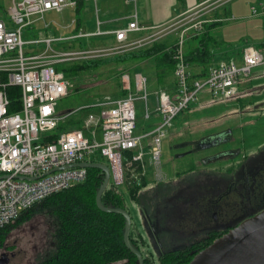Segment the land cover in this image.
Here are the masks:
<instances>
[{"label":"built area","instance_id":"obj_1","mask_svg":"<svg viewBox=\"0 0 264 264\" xmlns=\"http://www.w3.org/2000/svg\"><path fill=\"white\" fill-rule=\"evenodd\" d=\"M228 1L208 0L180 18L191 15L194 23L182 30L178 43L166 49L174 64L170 71L175 76V85L169 84L165 74H161V67L156 66L164 88L156 93L155 113L160 115L161 122L153 130L143 135L135 134L137 101L145 105V118L149 120L152 116L148 78L141 72L134 75L124 72L121 81L122 89L127 93L125 97L108 99L89 107V116L83 120L82 128L62 132L53 142H47L46 137L53 135L67 117L58 114V102L68 96L71 83L58 70L59 65L91 60L109 53L124 54L156 39L149 37L129 42V34L146 30L135 16L126 27L106 33L81 32L69 37L74 40L113 35L115 44L112 47L56 51L53 43L65 38L47 36L26 42L24 30L35 21L44 20L49 12L62 13L77 0H13L9 9L12 24L0 21V229L50 195L85 181L88 169L74 165L94 162L89 160L92 156L107 158L112 181L122 186L127 174L134 172L136 167L145 170V149L149 147L154 180L167 182L169 177L163 169L162 142L175 118L188 110L205 89L215 99L236 97L238 83L249 78L255 68L264 65V53L248 45L243 49L240 62L235 59L221 61L210 68L206 78H193L185 56L186 33L190 28L201 31L208 21H199V14L214 12ZM251 11L258 16L264 13V5L252 6ZM40 43L46 44L44 51L25 54L26 44ZM10 86L22 90V109L18 112H8L7 88ZM129 151L133 152L130 158L125 155Z\"/></svg>","mask_w":264,"mask_h":264},{"label":"rangeland","instance_id":"obj_2","mask_svg":"<svg viewBox=\"0 0 264 264\" xmlns=\"http://www.w3.org/2000/svg\"><path fill=\"white\" fill-rule=\"evenodd\" d=\"M259 4L264 5V0H229L225 5L215 10L216 12H219L221 16L222 13L226 16L224 12L231 17L234 16L232 22L218 26L210 35L213 43L210 46L216 48V57L219 56V54L225 53L228 55V58H230L231 55H234L239 51L243 54L242 48L246 45V42L248 40H253L254 38H258V40L261 38V42H264L263 34H261L262 36L260 35L264 29V18H261V20H253L254 17L252 16L251 11L252 6H258ZM10 7L11 4L8 2H6L3 7H0V16L9 25L12 24L9 16ZM95 17L96 13L94 19ZM35 18H33V20ZM73 19L81 20L82 16L78 15V13L75 12V8L72 7L65 9L62 13L56 11L49 12L45 15L44 20L25 28L23 39L28 42L47 36L65 38L64 41L53 43V49L56 51H76L82 48V50H92L105 49V47H108L111 39L103 36L81 37L70 40L69 37H71V35H38L40 29H45L46 31L51 29L55 30L58 34H64V27H69ZM191 19H193L192 16L188 15L186 18L180 19L173 24L171 23L170 25H164L152 29L147 33L134 34L132 35V38L140 39L144 35L154 32L152 35L144 37V39L154 37L158 43H178L181 38L182 30L189 28L194 23ZM82 21L84 22L85 20ZM255 21L258 22L259 29L258 27L257 29H254L253 23H255ZM46 23L49 24V28H46ZM29 31H32V35H27ZM193 32L195 31L190 28L186 35L188 34L191 36L190 33ZM188 35L185 39L187 43L190 41L194 43L198 42V40L192 41ZM258 40L254 39V41ZM150 42V44H152L153 40ZM185 47L187 48L188 44H186ZM45 48L46 44L44 43L26 44L24 46V52L26 55H34L41 53ZM259 49L264 52V44ZM109 54L110 55H104L99 58L106 60L118 56V54ZM124 66L125 64L114 65V63L111 62H102L101 66L95 71L97 75H90L86 72L82 73L81 76L79 75L78 78L70 80L71 85L68 96L58 102V114H64L69 110H75V112L81 113L84 120L89 116V107L108 99L121 97L119 95V70ZM138 71L148 78L147 90L150 107L151 110H153L156 104V93L164 88V82L160 81L158 78V72L152 64H145L136 70H132L130 73L134 75V73ZM95 72L93 71L91 74H95ZM165 77L169 84L175 85V76L172 71L167 70ZM243 81L245 82L241 90L239 91L238 89V95L232 99H215L211 96L208 89L203 90L199 94L198 100L193 103L188 110L181 112L175 118L173 124L168 129L167 137L164 138L162 142L163 169L169 177V182L173 181L172 183H174L180 180L177 185L175 184V187H161L159 186V183H155L152 176V165H150L149 162H145V170L140 167V173H138L136 167L133 170L134 172L129 174L130 178H128V180H133L137 178H134L135 175L140 174L142 177H146L147 180L153 182L144 190L156 189L157 191H154L155 193L152 195V198L149 199L148 204L151 205L153 200H156V197H159L154 203H158L157 207H160L159 212L162 211V208L165 210L163 221L167 222V228L165 232H161V238L165 241V243L162 244H166L168 247H172L173 244L181 245L184 243V239L187 238L186 235H190V233L188 234L182 226L183 223L191 222L186 219L190 217L201 222L202 216L212 212L213 207L211 205L215 193L214 195L213 193H210L207 195L208 197H205L204 199L203 196L196 198L195 194L190 195L188 198L182 197L179 206L175 209L165 202L163 194L178 193L185 185H196L197 188H203L206 179L205 174L207 173H211L212 178L213 176L215 178L220 176L223 179H230L231 176L226 172V168L229 165L235 162H240L241 157L253 158L264 150V65L255 68L252 71L251 76L247 79H243ZM136 106L137 129L135 134L143 135L148 129H150L151 121L145 118L144 103L142 101H137ZM154 114L155 116L157 115V113H153V115ZM158 116L160 115L158 114ZM229 129L233 132L232 140L229 139L230 142L222 143L221 145L210 149L201 150L195 145L197 149L192 154L177 155V151L172 148L173 145L185 141L203 142L206 139L211 141L212 137L221 135ZM237 149H241L240 157L239 154H237L238 156L236 155L237 157L234 158L231 155L229 157L211 161L215 157H220L224 151ZM95 158V156H92L89 157V160H96ZM98 159L109 165L107 158L102 157L97 158V160ZM202 159L207 160L206 164H201V161H203ZM191 167L196 168L195 173L180 178L179 173L186 171ZM263 183L264 178L262 180V184ZM262 188L264 189V184L262 185ZM120 189L125 196L134 224L136 223L138 225V229L142 233L144 240L147 244L149 243V250L157 253L156 243L150 244L152 242L151 236L153 235L150 227H146V218L141 205L128 195L125 186H122ZM222 196V193H220L216 200L218 197ZM142 201H144V197ZM189 205L192 207L186 212V208ZM225 205L226 203H223V206ZM166 209L170 211H167ZM148 212L149 214H152L151 211ZM171 212L173 213L172 218ZM216 218L218 221H221L223 216H217ZM214 220L215 218L210 216V223ZM190 226L191 228H188L189 232L196 230L194 236L199 237L203 234V230L197 232L199 228L195 227L193 223H190ZM54 232L53 221L44 215H37L28 222L11 228L7 241L2 247H0V257L5 256L7 258L5 264H38L40 258L52 248L55 237ZM181 236H184V238L180 241ZM187 242H189V239L186 240L184 245H186Z\"/></svg>","mask_w":264,"mask_h":264},{"label":"trees","instance_id":"obj_3","mask_svg":"<svg viewBox=\"0 0 264 264\" xmlns=\"http://www.w3.org/2000/svg\"><path fill=\"white\" fill-rule=\"evenodd\" d=\"M206 1L208 0H198L199 3ZM220 25H222L221 22L205 23L201 31H195L189 37L192 41L198 40V42H186L188 47H185V56L190 65L193 78L203 79L208 76L216 56L212 46H210L213 44L210 35L213 32L212 28ZM250 44H252L250 41L246 42V46ZM170 45L172 44L155 41L152 44L143 45L131 52L106 60L100 59V57L65 63V65L61 64V66H58V70L63 72L69 80H74L86 72L90 75H97L95 71L101 66L102 62H111L114 65L125 64L119 70V95L125 97L127 93L123 91L121 81L124 72H131L145 64H152L153 67L160 66L161 74H165L167 70H172L174 64L170 54L166 51ZM262 46L263 44H257L258 48ZM93 71L95 74H91ZM7 93L10 100L8 112L20 111L22 109L21 88L10 86L7 88ZM65 115L67 116L66 119L59 124L53 135L46 137L45 141L53 142L62 132L82 128L83 116L81 113L69 110ZM125 155L130 158L133 152H125ZM255 158L260 160L258 161L260 165L264 164V150L253 157V159ZM93 161L101 162L99 159ZM251 161L252 158H247L245 163L249 165ZM242 165L241 162H235L227 167L226 172L231 176L230 186L235 183L233 177L236 176ZM260 165L256 164V167ZM139 169H137L138 173H140ZM195 171L196 168L191 167L179 173V175L186 176ZM261 171L264 172V169ZM128 178H130L129 174H127L126 181L122 186H125L128 195L141 205L142 210H147L148 207L142 201L144 189L148 184L147 178L142 177L140 174L133 180H128ZM104 181V171L98 168H88L85 181L50 195L32 208L24 211L9 225L0 229V247L7 241L12 227L22 225L37 215H44L53 221L55 237L52 248L40 258L38 264H139L137 256L125 243L127 225L125 216L119 213L104 212L97 206L96 198ZM122 186H117L111 180L103 193L102 204L105 208L122 209L130 214L125 196L120 189ZM226 232L227 230H215L214 236L205 243L196 242L182 249L167 251L160 256L157 264H188L196 254ZM130 240L132 246L141 252L144 264H155L153 253L148 248L149 244L146 243L138 229V225L134 224L133 220Z\"/></svg>","mask_w":264,"mask_h":264},{"label":"crops","instance_id":"obj_4","mask_svg":"<svg viewBox=\"0 0 264 264\" xmlns=\"http://www.w3.org/2000/svg\"><path fill=\"white\" fill-rule=\"evenodd\" d=\"M8 2L12 5L13 0H0V7H3L4 4ZM202 3H199L198 0H77V3L75 5H72L70 7L75 8V12L78 13V15L82 16L81 20H75L73 19L71 22V25L69 27H64V34H58L55 30H42L40 29V33L38 35H71L75 36L81 32L85 33H97V32H109L118 28L126 27L130 21L134 19V17H137V20L140 25L144 26L146 30L142 32H134L129 34V42H136L139 40H143L144 37H148V35H144L140 39H133L132 35L134 34H142V33H147L152 29L164 26V25H170L171 23H175L178 21L180 18L183 16L187 15L188 13H191L192 11L197 10V8L201 5ZM263 5V4H259ZM258 5V6H259ZM68 7V8H70ZM67 9V8H66ZM96 13V17L94 19ZM226 16L222 13V16L219 14V12H211V13H200L199 14V21L201 20H206L208 21L209 24L216 23V22H221V24H226L228 22H232L234 20V16L231 17L227 15L226 12H224ZM254 17L253 20H261V18H264V13H261L258 16H255L252 14ZM36 19V18H35ZM82 20H85L84 22ZM0 21H4L2 17L0 16ZM38 21H35L34 24H36ZM33 24V25H34ZM46 28H49V24H45ZM254 29H259V24L257 21L253 23ZM217 27L212 28V31L216 30ZM212 33V32H211ZM193 34V33H190ZM263 34V39H264V29L260 33V35ZM27 35H32V31H29ZM107 35V34H105ZM262 36V35H261ZM105 38H110V42L108 44V47H112L115 44V37L113 35H107L103 36ZM191 37V36H189ZM257 39L258 38H254ZM253 40H248L250 41V45L255 46L257 49V44H264V42H261L262 39L259 38L258 41ZM173 44V43H172ZM246 47L242 48V50ZM214 50V53L216 54V48L212 47ZM260 50V49H259ZM262 51V50H260ZM131 52V51H129ZM263 52V51H262ZM128 53V52H126ZM264 53V52H263ZM242 58V54L239 52H236L234 55H231L230 58H228V55L225 53L219 54V56H215L212 66L218 64L221 61H228L231 59H235L236 61L240 62ZM210 67V68H211ZM156 68V67H154ZM140 72V71H138ZM245 81L243 79L238 83V89L239 91L241 90L243 84ZM120 98V97H117ZM156 104L154 106V109L152 110L153 113H155V107L157 105V98H156ZM149 119L151 121L150 129H148L146 132H149L153 130L160 122H161V117L158 116V114L155 116L153 115ZM83 122V120H82ZM145 132V133H146ZM144 133V134H145ZM100 138H101V134ZM146 156L145 160L146 163H151V157H150V149L149 147H146L145 149ZM102 158V157H99ZM97 160V157L95 158ZM93 161V160H91ZM152 170V176H153V167L151 166ZM195 173V172H193ZM192 174V173H190ZM185 176H180V178H184ZM154 180V176H153ZM155 181V180H154ZM171 181V180H170ZM148 184L153 183L149 180H147ZM173 181L169 182V180L165 183H159V186L164 187V186H169V187H175L179 182H174ZM155 183H157L155 181ZM176 184V185H175ZM183 186V185H182ZM187 186V185H185ZM190 186V185H189ZM192 186V185H191ZM153 189L149 190L146 189L144 190V205L148 207L147 211H151L152 214H150V217H153L155 211L160 209V207H157L158 203H154L159 197H156V200H153V202L148 204L149 199L152 198V195L155 193ZM157 192V191H156ZM167 196V198H166ZM184 197L182 194V190L178 193L174 194H163V198L166 203H168L172 208L178 207L180 204L181 198ZM168 201V202H167ZM154 203V204H153ZM165 204V203H164ZM162 210H164L162 208ZM149 213V212H148Z\"/></svg>","mask_w":264,"mask_h":264},{"label":"flooded vegetation","instance_id":"obj_5","mask_svg":"<svg viewBox=\"0 0 264 264\" xmlns=\"http://www.w3.org/2000/svg\"><path fill=\"white\" fill-rule=\"evenodd\" d=\"M232 138H233V132L232 130L229 129L224 133H222L221 135L212 137L211 141L209 139H206L203 142L185 141L173 145L172 148L173 150L177 151V155H187V154H192L197 148L201 150H205L221 145L222 143L230 142L229 139L232 140ZM181 145L184 146L180 147ZM195 145L197 146V148ZM240 150L237 149V150L224 151L220 157H217V159L229 157L231 155L234 158L238 156L237 154H239L240 157L241 156ZM240 159H241L240 162L243 165L240 167V170L237 172L236 176L233 177V180L235 182L233 183V186L229 185V183L231 182V178L223 179L220 176H217V178L213 176L212 178L211 173L205 174L206 179L203 188H197L196 185L183 186L182 194L185 198H188L190 195H194V194L196 195V198L203 196V199L205 197H208L207 195H209L210 193L211 194L213 193V195L215 193L216 196L214 195L213 197V201L211 205L213 207L212 212H209L208 214L202 216L201 222L198 221L197 219L194 220L193 218L189 217L186 220L187 221L190 220L191 222L182 224L185 231L188 232V234L190 233V235H186L187 238L184 239V243H182L181 245L173 244L172 247L171 246L168 247L166 244H162L165 243V241L163 238H161L162 237L161 232L162 231L165 232L167 228V222L163 221L164 219L163 215L165 210H162L161 212H159L160 209L156 210L153 217H150L151 215L148 213L147 210H143V213L146 218L145 219L146 227L148 226L150 227V230L153 235L151 236L152 242L150 244L156 243L157 246L156 248L157 253L154 251L152 252L150 250V252L153 253V256L155 258V264L158 263L160 256L165 252L182 249L186 247V245L188 246L196 242L205 243L206 241L209 240V238L214 236L215 230L228 231L232 227L237 226L242 221H244L245 219L249 218L250 216H252L253 214L259 212L264 208V189L262 188V185L264 184V183L262 184V180L264 178V172L261 171L262 169H264V164L260 165V163L258 162L260 160H257L258 158L257 159L252 158V161L250 162L249 165L245 163V161H247V158L241 157ZM205 161L207 162V160L205 159L201 161V164L202 165L206 164ZM256 164L260 166L256 167ZM220 193H222L223 196L218 197V199L216 200L217 196ZM223 203H226V205L223 206ZM190 207L192 206L190 205L187 206L186 212ZM166 210L170 211L168 209ZM172 214L173 213L171 212V218L173 217ZM210 216L215 218V220L212 223H210L209 221ZM217 216H223L222 220L218 221V219L216 218ZM190 223H193L195 227L199 228L197 232L203 230L204 231L203 234H201V236L199 237H196L194 236L196 230L189 232L188 228H191ZM183 238L184 236H181L180 241L183 240ZM187 239H189V242H187V244L184 245ZM6 262H7V258L5 256L0 257V264H5Z\"/></svg>","mask_w":264,"mask_h":264},{"label":"water","instance_id":"obj_6","mask_svg":"<svg viewBox=\"0 0 264 264\" xmlns=\"http://www.w3.org/2000/svg\"><path fill=\"white\" fill-rule=\"evenodd\" d=\"M215 160L217 157L211 161ZM74 167L98 168L105 172V181L96 198L97 206L104 212L119 213L125 216L127 221L125 243L137 256L139 264H144L141 252L131 244V215L122 209L105 208L102 204L103 193L111 181L109 165L102 162H84L76 164ZM188 264H264V208L215 239L209 246L196 254Z\"/></svg>","mask_w":264,"mask_h":264}]
</instances>
